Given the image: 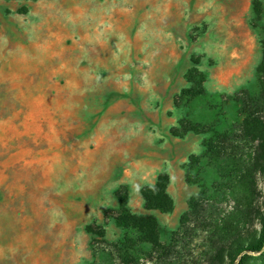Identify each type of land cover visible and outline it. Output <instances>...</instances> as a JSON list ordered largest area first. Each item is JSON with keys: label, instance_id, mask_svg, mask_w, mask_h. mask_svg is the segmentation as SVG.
Here are the masks:
<instances>
[{"label": "rangeland", "instance_id": "374dc122", "mask_svg": "<svg viewBox=\"0 0 264 264\" xmlns=\"http://www.w3.org/2000/svg\"><path fill=\"white\" fill-rule=\"evenodd\" d=\"M82 17L98 24L79 33ZM255 125L264 0H0V264H120L111 246L165 264L104 214L154 217L166 248L192 196L217 203L231 239L248 236L264 224V175L239 183L216 153L254 156L259 143L239 137ZM160 175L170 213L141 195ZM207 237L193 232L194 264Z\"/></svg>", "mask_w": 264, "mask_h": 264}, {"label": "trees", "instance_id": "16d2710c", "mask_svg": "<svg viewBox=\"0 0 264 264\" xmlns=\"http://www.w3.org/2000/svg\"><path fill=\"white\" fill-rule=\"evenodd\" d=\"M239 138H244L241 139V142L257 141L259 151L254 152V156H251L245 154L246 150H249L246 144L239 147L238 144L233 143L227 147L221 146L220 152H217L216 156H222L235 163L233 170L235 180L239 183L246 181L245 183L249 184L253 181V174L260 172L264 175V127L255 125L251 129L247 128L244 135ZM168 185V176L160 175L154 186L142 189L141 195L147 210L160 213L171 212L173 203L167 194ZM248 186L246 185L245 189L250 193ZM217 207L215 201L201 203L198 202V197L192 196L188 201L189 211L180 220L181 234L174 235L171 245L166 248L161 246L157 240L158 224L154 217H138L131 215L125 209L121 210V213L115 210L106 211L104 216L105 220L114 221L118 228L132 229L142 234L143 243L149 244L156 255L155 258L144 255L147 256L148 263L160 259L165 264H194L190 255L187 254V249L192 243L193 232L201 230L208 234L206 244L209 255L205 258L204 264H264V224L242 239H231L220 220L223 213L218 211ZM191 222H194V227L190 226ZM87 232L99 237L104 236L103 230L99 227L96 229L89 227ZM127 248L130 249L128 246ZM109 253L112 259L120 264H130L129 261H122L123 256L118 246L109 247ZM239 256L240 258L237 260Z\"/></svg>", "mask_w": 264, "mask_h": 264}, {"label": "bare ground", "instance_id": "6f19581e", "mask_svg": "<svg viewBox=\"0 0 264 264\" xmlns=\"http://www.w3.org/2000/svg\"><path fill=\"white\" fill-rule=\"evenodd\" d=\"M87 4H91V1H88ZM87 4L83 5V8H85L87 6ZM89 22L90 21H88L86 17H82V19H79V20H77L75 22V24H76L75 25V28H77V31L79 33L84 34V33L87 32L86 30H87V28L89 26H95V25L98 24L97 22H94V23H89ZM104 32L105 33L109 32V29H105ZM80 41H81V43H79V45H76V46L87 47L86 44H85V42H86V36L85 35H83L81 37V40ZM1 47H3V46L1 45Z\"/></svg>", "mask_w": 264, "mask_h": 264}, {"label": "crops", "instance_id": "0c3cea01", "mask_svg": "<svg viewBox=\"0 0 264 264\" xmlns=\"http://www.w3.org/2000/svg\"><path fill=\"white\" fill-rule=\"evenodd\" d=\"M156 182H154L153 184H151V186H154Z\"/></svg>", "mask_w": 264, "mask_h": 264}]
</instances>
